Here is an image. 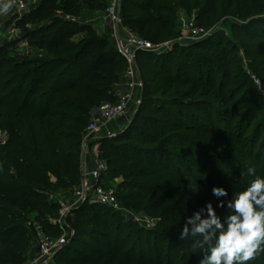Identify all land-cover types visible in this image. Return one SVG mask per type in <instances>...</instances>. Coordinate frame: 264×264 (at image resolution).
<instances>
[{
  "label": "trees",
  "instance_id": "trees-1",
  "mask_svg": "<svg viewBox=\"0 0 264 264\" xmlns=\"http://www.w3.org/2000/svg\"><path fill=\"white\" fill-rule=\"evenodd\" d=\"M58 1L40 0L27 13L16 16L14 22L10 21L8 25L13 24L20 31L18 38L10 44L0 42V124L7 135L6 142L0 146V264L24 262V255L32 242V235L23 225L24 215L33 212L37 221L43 224L46 214H55V204L47 201L48 193L78 185L80 144L84 130L96 108L116 101V86L128 69L107 35L97 36L92 28L84 25L83 20L81 23L76 21L85 12L105 10L102 1ZM225 1V12L229 14L234 6L233 0ZM192 9L199 10V19L203 22L211 16L216 17L218 0H121L124 28L153 45L173 38L176 35L177 12ZM252 10L251 6L247 7L242 19H251ZM257 22L260 21L250 20L254 26L258 25ZM83 33L89 37L74 40ZM20 42L26 43L29 50L27 55L11 58L10 47ZM197 46L193 44L187 53L182 50L187 55L182 65L193 78L191 91L185 94L190 99L202 94L204 86L207 91H212L229 85V74H224L218 63L223 62L222 58L218 62L206 58L204 61L192 59L191 53L199 50ZM220 53L225 55L226 50L221 49ZM137 55L148 58L153 54ZM170 71L169 64L164 69L153 71V77L157 79L153 85V95L172 92L177 82L169 75ZM149 89L151 87L144 84L142 103ZM169 104L171 107L156 105L148 109L147 117H140L142 121L136 136L130 135V128L113 139H103L111 140L112 144L100 147L106 165L115 168V172L123 174L125 178L119 188L130 193L124 199L141 204L147 200L150 202L145 212L160 220L158 227L138 231L139 234L146 233L148 240L153 239L157 248L161 247V242L167 245L173 242V229L169 228L174 222L183 221L184 212L177 213L174 222L167 220L166 202L177 191L167 199L162 198L163 187L155 185L154 180H161L164 176L172 180V174L177 170L185 171L182 152L186 155L184 162H193L190 166H195L198 160L190 136L179 133H193V123L181 111L177 101ZM242 111L243 107L237 105L232 110L223 111L226 132L233 131L235 128L232 125L237 122V129L245 126L244 119L239 118L235 122ZM205 118V124H213L210 113ZM153 122L159 124L161 130L150 124ZM263 151L264 147L261 149ZM257 166L263 165L258 161ZM197 172L201 175L200 170ZM202 176L201 180L204 181ZM203 181L201 188L207 186ZM93 208H100L96 215L102 212L101 209L112 217L116 214L105 207L88 205L78 207L73 214L83 218L81 224L90 226L93 217L83 212ZM46 226L43 227L49 236L59 232L55 225ZM94 230L99 239L91 243L93 247L83 245V251L78 252L67 244L56 254V258L65 253L69 257L60 259L59 264H150L145 260V250L140 253L139 259H135L134 249L120 253L118 239L115 245L111 244L113 229L107 219L102 223L97 222ZM192 245L193 242L190 243L192 251L202 259L205 252L194 249ZM160 256L158 252V259ZM249 264H264V253Z\"/></svg>",
  "mask_w": 264,
  "mask_h": 264
},
{
  "label": "rangeland",
  "instance_id": "rangeland-1",
  "mask_svg": "<svg viewBox=\"0 0 264 264\" xmlns=\"http://www.w3.org/2000/svg\"><path fill=\"white\" fill-rule=\"evenodd\" d=\"M39 1L30 2L26 0L27 5L23 9L17 10L14 8L7 16H0L1 43L10 44L15 42L20 31L16 30L13 24L8 25V23L10 21L14 22L16 16L27 13ZM100 1L106 8L107 1ZM233 4L231 13L226 14L227 2L218 0L216 17L211 16L204 19L203 22L199 19L201 13L199 14L198 9H192L191 11L179 10L174 28L176 35L160 43L161 45L170 43V45L161 49L158 53H152L153 55L148 58L143 55L135 56V62L132 65L134 77L142 81L143 88L144 84L145 87H151L147 94L148 96L142 103L143 90L135 92L134 101L129 104L125 115L112 122L111 126L100 134L89 148L90 158H88V162L90 164L95 160L106 162L101 155L99 158L95 157V153L98 150L100 151L102 145L109 147L112 144L111 140L105 141L103 139H113L117 135L124 134L130 128L132 131L129 132L131 133L130 135L136 136L138 134V125L142 121L140 117L145 119L148 109L156 105L171 107L169 102L171 103L173 100L178 102L181 106V111L187 115L194 126V132L191 134H187L185 131L179 133L190 136L189 139L195 144L197 152L195 155L198 160L195 166H190V163L192 165L193 162H184L186 155L182 152V165H184L185 171L177 170L176 173L172 174V180L168 176H164L161 180H154L155 185L163 187L162 198L167 199L169 195L177 191L166 202L167 220L174 222L176 214L184 212L183 221L180 223L174 222L173 226L169 228L173 229V232H171L173 242L170 245L161 242V247L157 248L153 239H147L146 233L139 234L138 229L145 231L157 229L160 220H156L146 214L147 205H150L148 200L141 204L137 201L128 202L124 199L130 193L119 188L124 183L125 178L123 174L116 173V169L108 165L110 173H108L107 182L109 186L116 190L121 207L120 211L114 217L103 209H101L102 212L100 214L96 215L97 210L100 208H93L83 212L89 217H93V224L90 226L86 223L81 224L83 218L74 215V212L68 215L67 219L63 222L61 221L59 225H64L63 227L66 226L70 230L74 229L72 234L68 235V244L73 247V250L82 252L83 245L93 247L91 243L99 239L97 232L94 230L96 229V223H102L103 220L107 219V223L113 229L110 239L111 244L115 245V240L118 239V249L121 254L134 249L135 259H139L140 253L145 250V260L150 264H198L200 258L190 248V243L194 242L198 237H189L184 241L179 239V234L186 218L199 209L204 208L210 202L215 208L217 215L223 219L228 213L226 202L232 198L233 193L248 187L250 182L255 179V176L264 178V151L261 152L264 147V0H233ZM249 6L253 9L251 11V19L260 21L257 22L258 25L250 24L251 19H242V14L246 12ZM69 18L68 16L67 19ZM82 20L84 25L92 28L97 36L107 35L110 42L115 45L110 23L104 16V9L100 12H85L76 21L81 23ZM191 22L196 28L202 29L205 35L193 42L179 41L183 24ZM87 37L89 35L83 33L77 35L74 40L80 41ZM193 44H197L199 50L191 53L193 55L192 59L204 61L206 58L213 62H218L220 58L223 59V62L218 63L221 64L220 69L223 73L229 74V85L212 91H207V87L204 86L202 94H197L196 97L190 99L186 98L185 94L190 93L193 78L182 65V60L187 57L185 53L189 52ZM221 49L226 50L225 55L220 53ZM182 50L186 52L183 53ZM10 51L9 56L11 58H23L29 50L25 42H20L17 45H12ZM170 56H172L171 59ZM167 64H169L171 70L169 75L177 83L169 94L159 93L153 95V90L155 89L153 85L157 82V79L153 77L155 73L153 71L164 69ZM152 79L155 81H152ZM127 80L128 78L125 74L122 81L116 86L118 90L116 101L111 104H102L93 111V116H97L100 109L115 104L120 99L123 85ZM195 101L199 102L196 103ZM236 105L238 107L242 106L243 111L238 115L235 122L239 118L244 119L245 126L237 129L235 127L238 125L237 122L232 125L235 128L233 131L226 132L225 123H223L225 117L223 111L232 110ZM207 113H210L213 120V124L210 126L207 123L205 124L204 121ZM254 116L255 119H253ZM150 124L161 130L159 124L157 125L154 122ZM3 131L4 127L0 124V132ZM257 145L259 146L257 147ZM167 149L170 150L171 147H167ZM176 153L180 152L176 151ZM258 161L263 166L258 167ZM253 165L256 168V174L255 176H249L247 169ZM198 170L201 171L204 181L201 180ZM210 177L211 179L209 180ZM202 181L207 185L205 188H201ZM211 181L214 182L211 184ZM190 186L193 188L197 187L198 190L193 192ZM214 187L224 188L228 195L220 197L213 195L212 189ZM73 188L62 189L53 193L46 192L53 195V198L48 197L47 201L55 204V214L51 216L46 214L43 224L37 221L36 214L33 212L24 215L23 225L27 232L32 235V242L29 244L22 264H44L42 261L37 260L35 228H41L46 233L43 226H51L59 221L57 203L59 201L70 202ZM37 190L45 192L41 188H37ZM220 201H225L223 208L217 207ZM57 228L59 232L55 234L59 235L61 229L59 226ZM158 252L161 253L160 259H158ZM57 255L50 259L49 264H59L60 259L69 257V254L65 253L58 259L56 258Z\"/></svg>",
  "mask_w": 264,
  "mask_h": 264
},
{
  "label": "built area",
  "instance_id": "built-area-1",
  "mask_svg": "<svg viewBox=\"0 0 264 264\" xmlns=\"http://www.w3.org/2000/svg\"><path fill=\"white\" fill-rule=\"evenodd\" d=\"M107 6L104 10V16L109 21L115 48L117 54L126 62L128 69L126 72L127 82L123 85V91L120 99L112 105L100 109L99 114L93 116L86 126L80 144L81 161H80V180L77 186L73 188L72 199L68 203L59 201V221L54 225L61 229L58 236L47 235L41 228H35V238L37 241V260L44 264H49L50 259L55 256L64 246L68 244V235L72 231L64 225H59L65 221L68 215H71L75 209L82 205L101 206L117 213L120 211L116 190L108 185V168L105 162L95 160L92 164L88 162L90 158L89 148L100 134L105 132L111 123L120 119L131 102L134 101L135 92L143 90V83L135 79L132 65L135 62V56L138 53H158L161 49L166 48L170 43L163 45H153L151 42L139 37L138 35L127 31L123 26L121 16V0H106ZM27 5L26 0H15L13 9H23ZM202 29L196 28L191 23H184L182 34L179 41L193 42L204 36ZM7 135L0 132V146L5 143ZM100 151L95 153V157H100ZM53 198V195H49Z\"/></svg>",
  "mask_w": 264,
  "mask_h": 264
},
{
  "label": "clouds",
  "instance_id": "clouds-1",
  "mask_svg": "<svg viewBox=\"0 0 264 264\" xmlns=\"http://www.w3.org/2000/svg\"><path fill=\"white\" fill-rule=\"evenodd\" d=\"M14 4L15 0H0V16H7ZM247 173L255 176V166L248 167ZM190 188L193 192L198 190ZM212 192L217 197L228 195L221 187H214ZM226 204L228 213L223 219L209 202L185 220L179 239L198 237L192 247L205 252L198 264H249L264 253V178L255 176ZM224 206L225 201L217 205Z\"/></svg>",
  "mask_w": 264,
  "mask_h": 264
},
{
  "label": "crops",
  "instance_id": "crops-1",
  "mask_svg": "<svg viewBox=\"0 0 264 264\" xmlns=\"http://www.w3.org/2000/svg\"><path fill=\"white\" fill-rule=\"evenodd\" d=\"M30 2H35V1H37V0H29Z\"/></svg>",
  "mask_w": 264,
  "mask_h": 264
}]
</instances>
